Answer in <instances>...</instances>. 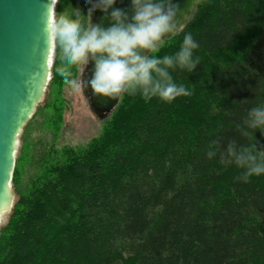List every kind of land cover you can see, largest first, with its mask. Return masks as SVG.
I'll return each instance as SVG.
<instances>
[{"label": "trees", "instance_id": "16d2710c", "mask_svg": "<svg viewBox=\"0 0 264 264\" xmlns=\"http://www.w3.org/2000/svg\"><path fill=\"white\" fill-rule=\"evenodd\" d=\"M91 2L55 0L53 16ZM185 33L200 62L169 72L191 95L125 93L97 136L59 149L30 139L49 105L62 121L53 40L46 96L18 137L0 264H264V174L240 180L221 152L206 156L213 140L264 148L259 130L250 141L238 127L264 102V0H198L154 55H173Z\"/></svg>", "mask_w": 264, "mask_h": 264}, {"label": "clouds", "instance_id": "9594fccd", "mask_svg": "<svg viewBox=\"0 0 264 264\" xmlns=\"http://www.w3.org/2000/svg\"><path fill=\"white\" fill-rule=\"evenodd\" d=\"M80 2L88 5L91 0ZM115 2L94 0L85 12L75 8L69 15L60 13L47 21L46 30L60 50L56 74L62 83L72 92L85 89L84 81L73 78L71 69L75 66L82 72L92 62L94 70L88 83L94 94L118 99L125 93L139 91L145 100L158 97L165 102L191 95L184 84L174 82L169 69L178 66L192 72L200 62L193 55L200 46L199 41L191 33H185L179 50L173 55L162 58L154 55L164 46L166 33L176 34L179 5L173 0H130L129 18L122 9L112 8ZM96 9L110 16L108 27L92 22ZM141 49L149 50V54L141 56ZM238 127H242L243 135L250 141L258 130L264 135V102L250 108L243 125ZM217 152H221L225 165L234 163L242 169L240 180L264 174V148L257 147L256 136L255 143L239 147L234 140L229 141L223 151L219 141L213 140L206 156L212 159Z\"/></svg>", "mask_w": 264, "mask_h": 264}, {"label": "water", "instance_id": "95a60500", "mask_svg": "<svg viewBox=\"0 0 264 264\" xmlns=\"http://www.w3.org/2000/svg\"><path fill=\"white\" fill-rule=\"evenodd\" d=\"M198 0H173L179 5L177 28L190 17ZM55 0H0V221L13 203L11 173L18 137L25 123L41 101L50 78L54 38L46 30L53 17ZM112 8L132 15L130 0H116ZM112 9H109V12ZM92 22L101 27L111 23L107 13L96 9ZM171 36L164 35V40ZM148 55L149 50H139ZM94 65L90 62L80 80L86 101L98 119L106 118L118 99L94 94L91 88Z\"/></svg>", "mask_w": 264, "mask_h": 264}, {"label": "rangeland", "instance_id": "374dc122", "mask_svg": "<svg viewBox=\"0 0 264 264\" xmlns=\"http://www.w3.org/2000/svg\"><path fill=\"white\" fill-rule=\"evenodd\" d=\"M76 69V74L73 78L80 80L81 71L78 67H76ZM57 95L60 96L59 99L62 102L61 123L59 125L53 124V119L50 114L51 107L54 105H49L44 111L48 116H43V119L39 117L31 130L30 139L45 140L53 144L56 149L69 146H84L91 138L97 136L101 132L104 126L103 120L105 118L98 119L93 114L82 91L72 92L64 85L61 87L60 92H57ZM45 96L46 90L39 103L43 102ZM14 199L15 194L13 191V201ZM6 219L7 215H4L1 218L2 222L0 221V225L4 224Z\"/></svg>", "mask_w": 264, "mask_h": 264}, {"label": "bare ground", "instance_id": "6f19581e", "mask_svg": "<svg viewBox=\"0 0 264 264\" xmlns=\"http://www.w3.org/2000/svg\"><path fill=\"white\" fill-rule=\"evenodd\" d=\"M1 222H2V220H1Z\"/></svg>", "mask_w": 264, "mask_h": 264}]
</instances>
